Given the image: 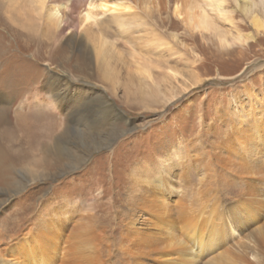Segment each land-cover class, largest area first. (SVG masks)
Segmentation results:
<instances>
[{
  "label": "rangeland",
  "instance_id": "374dc122",
  "mask_svg": "<svg viewBox=\"0 0 264 264\" xmlns=\"http://www.w3.org/2000/svg\"><path fill=\"white\" fill-rule=\"evenodd\" d=\"M13 1L0 0V107H6L10 119V124L0 127V150L9 164L6 178L10 183L0 182L3 241L32 226L39 218L38 211L47 215V209L59 205L67 210L74 207L83 216L78 225L83 241H88V232L95 226L97 234L92 240L98 245L99 259L94 264H118V229L113 227L119 226L120 215L128 213L126 175L134 166L139 168L136 173L146 172V165L151 169L147 176L157 177L164 159L171 165L163 186L164 190L171 188L169 205L184 195L187 215L198 217L200 210L206 212L216 199L223 204L224 199L239 194L241 184L229 178L216 157L206 170L187 161L186 156L197 159L201 152L215 151L213 144L220 142L229 127L231 100H246L247 94L241 90L250 89L255 99L264 102V0L258 5L223 0L224 16L201 0H127L139 13L134 20L144 22L141 31L128 39L120 36L110 16H97L98 24L81 33L86 31L90 37L101 33L121 53L120 59L114 55L111 59L118 79L123 80L114 91L89 68L83 43L75 39L83 26H77L78 18L84 13L77 9H83L86 0H47L48 5H67L59 9L60 25L52 28L45 24L44 16L32 26L12 22L6 10ZM189 11L203 12L217 31L189 27L185 19ZM253 18L260 19L263 27L255 28ZM140 50L155 64L150 71L155 86L167 97L174 95L172 100L164 102L157 96L143 102L139 94L125 93L126 72L135 70L131 53ZM56 78L67 82L64 86L69 87L68 96L72 97L67 103L63 83ZM53 82L59 88L51 91L47 84ZM146 82L142 87L148 86ZM82 96H86L83 102L77 101ZM95 97H104L102 108L109 106L121 116L113 117L123 119L119 125L100 126L104 112L93 103ZM263 114L257 117L264 118ZM17 116L24 117V122ZM66 125L70 132L61 135ZM180 143L187 148L169 156ZM49 146L64 158H53ZM73 147H77L76 158L69 161ZM48 158L51 163L45 164ZM134 187L131 182L130 192L138 193ZM197 190H203L204 202L192 195ZM172 233L162 239L178 237ZM183 240L200 256L198 244L188 237ZM184 259L181 253L173 264H187Z\"/></svg>",
  "mask_w": 264,
  "mask_h": 264
},
{
  "label": "bare ground",
  "instance_id": "6f19581e",
  "mask_svg": "<svg viewBox=\"0 0 264 264\" xmlns=\"http://www.w3.org/2000/svg\"><path fill=\"white\" fill-rule=\"evenodd\" d=\"M113 1L86 0L82 4L83 9H77L79 13L82 11L84 13L78 18L77 26H83L80 27L81 31H77L75 39L77 38L83 43L85 59L89 68L97 71L102 81L114 91L118 86H122L123 80L118 79L116 70L111 65V59L112 55L120 59L121 53L115 50L112 40L103 39L104 35L101 36V33L96 36L92 35V37L87 35L86 31L81 33L98 24L97 16L104 15L110 16L111 20L116 23L120 36H126V39L134 32L141 31L144 22L134 20L139 14L136 9H132L135 6L127 0L126 2ZM239 1H244L249 5L250 3L258 5L263 0H259V2L234 0L236 5ZM201 2L204 6L216 9L222 16L225 15L222 9L223 0H201ZM65 6H67L65 3L48 5L47 0H14L6 11L10 20L19 23L22 27L32 26L44 16L45 24H49V27L52 28L54 25H60L59 9L65 8ZM185 19L189 27L198 26L204 30L217 31L212 20L203 12H186ZM54 20H56V24L53 22ZM252 24L255 28L260 29L264 23L262 24L260 19L253 18ZM125 38L123 39L125 40ZM219 40H225V37H219ZM131 55L135 70L126 72L128 77L125 78L126 82L124 83L125 93H132L135 96L139 94L140 97H137L143 102L152 101L157 96L164 99V102L172 100L174 95L167 97V93L155 86V82L151 78V67L155 64L147 56L145 57L141 50L137 53L132 52ZM56 79L63 83V96L67 103L66 101L72 98L68 96L69 87L64 86L67 82ZM150 79L153 80V83ZM145 82L148 86L142 87ZM195 82L197 80L194 81V84ZM51 83L47 84L51 91L59 88L55 82H53L54 85ZM152 84L153 87H151ZM241 91L247 94L246 100L242 101L244 104L231 100L232 103L228 107L231 115L229 127L220 142L213 144L212 147L215 148V151L201 152L202 157L197 159L186 156L187 161L202 165L206 170L211 169V159L216 157L220 168L226 169L229 178L237 180L241 184L239 194L224 199L226 206H224V202L221 204L220 198L216 199L218 196L214 194L216 201L206 212L200 210L198 217L187 215L184 195H181L180 199L171 200V205H169L171 188L163 189L166 183L167 167L171 166L168 159H166L168 165L165 164V159L160 161L161 171L157 177L147 176L151 169L146 165H143L146 172L141 171V174L136 173L139 168L134 166L126 175L128 191L124 195V201L127 203L125 209L128 208V213L120 215L119 226L113 227L114 230L118 229L116 230L118 242L115 249L119 251L120 261L118 264H173L174 261H179L181 253L184 254V262L187 264H264V118L257 117L258 113L264 112V102L255 99L250 89ZM85 97L82 96L77 101L83 102ZM2 98L4 97L2 96ZM103 98L95 97L93 102L99 110L102 108ZM4 101L6 100L4 99ZM84 101L86 100L84 99ZM5 109L6 107H0V127L2 128L10 124ZM58 109L62 110L61 104ZM102 111L104 118L100 121V126L119 125V121L123 120H113V117L121 119V116L109 106L102 108ZM17 117L24 122V117ZM221 117L224 119V114ZM63 130L61 135H67V132H70L67 125ZM8 135L10 136L11 132ZM55 140L58 141L57 138ZM193 143L195 145V142ZM180 145L181 143L174 145L176 146L174 151L168 155L177 154L180 149L187 148ZM48 150V153H51L56 160L64 158L52 146H49ZM76 150L77 147L71 149L68 155L69 161H71L69 158H76ZM11 154L14 155L15 152L11 151ZM46 161L45 164L51 163L49 158ZM8 165V161L3 159L0 150V182L5 184H10L6 178L9 171ZM29 171L34 172L33 169H29ZM43 174L45 173L43 172ZM161 175L164 179L161 178ZM204 177L208 179V176L204 175ZM135 178H138L137 183L134 181ZM131 182L138 193L135 190L130 192ZM193 193L192 195H196L198 200L204 202L203 190ZM61 208L60 205L49 208L47 215L38 211L40 213L38 222L31 223L32 226L29 224L19 236L10 235L8 242L0 238V264H94L98 261V245L92 240L93 236L97 234L95 226L93 225L88 232V241H83L81 233L78 231V225H81L83 216L76 212L74 207H70L68 210L64 209V206ZM137 211H139L138 215H136ZM70 212L73 213L70 214ZM174 225L177 226L176 230ZM97 228L99 231H103L100 225H97ZM171 231L177 233L178 237L174 235L169 240L162 239L173 234ZM111 235H113L112 232ZM183 237H188V241L199 245L200 256L196 255V251L194 252L188 245L190 242L187 244ZM107 248H109V244H107ZM107 253L109 254V249H107ZM27 255L29 256L27 257Z\"/></svg>",
  "mask_w": 264,
  "mask_h": 264
}]
</instances>
